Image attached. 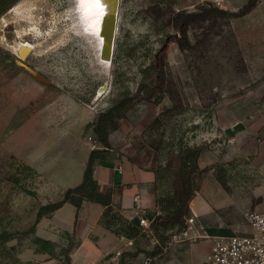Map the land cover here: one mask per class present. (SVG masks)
I'll return each mask as SVG.
<instances>
[{"label":"rangeland","instance_id":"obj_1","mask_svg":"<svg viewBox=\"0 0 264 264\" xmlns=\"http://www.w3.org/2000/svg\"><path fill=\"white\" fill-rule=\"evenodd\" d=\"M250 1L120 0L108 64L80 0H20L0 17V234H8L0 264H213L215 237L251 230L248 214L264 211V0L237 15ZM188 13L202 17L189 25L184 47L168 44L166 85L154 91L155 56L168 37H182L177 15ZM133 97L106 117L104 148L94 124ZM190 147L202 153L187 217L194 224L184 237L153 221ZM98 148L99 168L154 173L138 183L139 204L125 208L115 201L121 187H108L106 215L85 201L38 219L42 206L82 181Z\"/></svg>","mask_w":264,"mask_h":264},{"label":"trees","instance_id":"obj_2","mask_svg":"<svg viewBox=\"0 0 264 264\" xmlns=\"http://www.w3.org/2000/svg\"><path fill=\"white\" fill-rule=\"evenodd\" d=\"M19 1L20 0H0V17ZM255 2L256 0H251L240 12L237 13V15L250 11L254 7ZM205 15L206 13L204 16ZM196 17H202V15L197 13L177 15V20H182V23H176V27L182 37H168L161 50L156 54L154 64L156 79L151 87L152 90L159 92L163 91L166 85V71L164 69V64L165 52L168 44L172 41H179L184 47V41L187 40L189 25ZM143 87H147V85L142 84L140 90L143 89ZM132 99H134V97L125 98L119 104L112 107L108 112L102 113L94 124L95 133L98 135L99 141L104 148H108L110 145V134L106 117L111 115L116 109L125 108ZM174 109H176V106L172 110H168V112H172ZM104 151V149L98 148L93 149L90 152L82 181L75 187L68 188L61 200L42 206L38 213V219L60 209L67 203L80 209L85 201L95 202L106 208L105 215L111 210L113 206V195L111 192L103 191L99 181L95 177L96 162L97 160L105 159ZM201 153V148L190 147L184 150L178 157V165L172 170L176 181L175 192L164 198H159L156 201L157 204L162 206V213L155 214L154 216L153 227L156 230L161 228L169 230L179 227V232H182L187 228L186 219L190 212V204L194 200L199 187V157ZM16 163L17 162L14 161L15 165ZM18 165L19 168L22 167V169L20 168L22 171H32L29 166L21 165L19 163ZM7 235L8 234L6 233L0 234V240L4 241L7 238ZM66 264H71V259H68Z\"/></svg>","mask_w":264,"mask_h":264},{"label":"built area","instance_id":"obj_3","mask_svg":"<svg viewBox=\"0 0 264 264\" xmlns=\"http://www.w3.org/2000/svg\"><path fill=\"white\" fill-rule=\"evenodd\" d=\"M251 230L244 234L218 236L214 238L209 260L213 264H264V211L248 214ZM140 225L150 227L151 222L145 217ZM193 218L186 219L187 228L180 232L186 237L192 231Z\"/></svg>","mask_w":264,"mask_h":264},{"label":"crops","instance_id":"obj_4","mask_svg":"<svg viewBox=\"0 0 264 264\" xmlns=\"http://www.w3.org/2000/svg\"><path fill=\"white\" fill-rule=\"evenodd\" d=\"M95 177L99 181L103 191H106L108 187H121V192L115 195V201L117 199L121 200L125 208L133 206L135 203L136 205L139 204V200H137V187L140 181L155 180V175L152 172L149 175L141 173L129 174L124 169L122 170L115 166H102V168L100 166L99 168L98 165L95 166ZM112 251L113 248L108 247L105 253L110 254Z\"/></svg>","mask_w":264,"mask_h":264},{"label":"water","instance_id":"obj_5","mask_svg":"<svg viewBox=\"0 0 264 264\" xmlns=\"http://www.w3.org/2000/svg\"><path fill=\"white\" fill-rule=\"evenodd\" d=\"M108 1L111 3V10L103 16L99 30V35L102 37L100 57L102 60L112 61L120 0Z\"/></svg>","mask_w":264,"mask_h":264},{"label":"bare ground","instance_id":"obj_6","mask_svg":"<svg viewBox=\"0 0 264 264\" xmlns=\"http://www.w3.org/2000/svg\"><path fill=\"white\" fill-rule=\"evenodd\" d=\"M82 10H83V16H84L85 22L87 21L86 24L87 23L91 24L92 29H94L95 31L99 33L103 16L111 10V3L108 0H101L99 4H91V5L82 6ZM118 16H119V11L117 14V29H118ZM27 50L28 48L24 46L22 49V53H25ZM101 61L107 64L110 63V61H106L102 59Z\"/></svg>","mask_w":264,"mask_h":264},{"label":"snow or ice","instance_id":"obj_7","mask_svg":"<svg viewBox=\"0 0 264 264\" xmlns=\"http://www.w3.org/2000/svg\"><path fill=\"white\" fill-rule=\"evenodd\" d=\"M101 0H80L81 6L91 5V4H99Z\"/></svg>","mask_w":264,"mask_h":264}]
</instances>
